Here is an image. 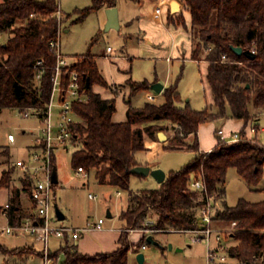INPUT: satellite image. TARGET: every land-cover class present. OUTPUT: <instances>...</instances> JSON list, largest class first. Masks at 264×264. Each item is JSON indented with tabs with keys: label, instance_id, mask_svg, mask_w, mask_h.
<instances>
[{
	"label": "trees",
	"instance_id": "16d2710c",
	"mask_svg": "<svg viewBox=\"0 0 264 264\" xmlns=\"http://www.w3.org/2000/svg\"><path fill=\"white\" fill-rule=\"evenodd\" d=\"M117 1L90 0L88 7L75 10L79 14L77 21L92 11L116 7ZM179 1L191 15L192 59L208 63L206 81L217 111L211 114L207 108L194 110L188 103L182 104L174 84L164 88L162 103L147 102L140 108L129 106L127 121L114 123V99L105 100L93 92L94 85L107 86L94 56L90 50L79 55V61L68 71L79 73L80 91L87 95V100L73 104L78 118L73 126L78 146L72 153L71 165L75 170L93 172L100 185L126 191L128 205L119 216L124 229L116 251L83 255L66 238L58 251L53 252L57 264L60 253L64 255L60 264H129L128 233L144 229L148 221L159 231L195 229L202 197L189 187V181L198 175L221 205L215 219L222 223L236 222L230 233L234 242L228 250L230 258L239 264H264V200L240 199L234 206L225 201V181L230 168L250 187L258 185L263 176L264 146L253 138L247 140L245 127L252 117L250 106L264 110V0ZM59 8L58 0L0 2V35L5 36L0 45V111L5 108L17 109L20 113L32 110L39 117L44 113L56 64L49 42L57 37L63 22L56 16ZM169 20L172 21L170 15ZM180 21L184 24L182 18ZM232 46L253 51L255 58L236 55ZM38 61L42 63L37 65ZM67 80L68 74L64 75V82ZM152 84L147 80L128 83L131 95L150 90ZM228 109L232 119L244 122L239 131L242 139L230 144L217 142L209 153L201 152L199 127L224 117ZM167 124L172 125L174 135L163 150H189L194 157L180 169L168 172L158 188L131 190L130 178L135 174L130 170L142 165L136 154L147 150L146 138L155 141L159 132L167 131ZM189 136L192 141L186 140ZM52 168L55 169L54 156ZM9 177V172L1 173L0 188L9 185ZM21 184L24 192L30 191L27 176L21 179ZM9 204L11 225L34 216L33 208L28 214L21 207L19 189H13ZM144 242L146 238L135 248L139 250ZM32 248H24L22 252L39 253ZM0 251L9 249L0 245Z\"/></svg>",
	"mask_w": 264,
	"mask_h": 264
},
{
	"label": "rangeland",
	"instance_id": "374dc122",
	"mask_svg": "<svg viewBox=\"0 0 264 264\" xmlns=\"http://www.w3.org/2000/svg\"><path fill=\"white\" fill-rule=\"evenodd\" d=\"M1 2V0H0ZM63 13L62 29L60 37V49L62 54L66 56L68 62L76 63L79 61V54H84L90 50L91 54H99L105 50L107 46L118 52L121 56V50H127L129 57H120L116 63H111L109 58L105 61L103 58L98 60L99 67L105 77H111L116 83L124 80L127 75L134 80H148L149 82L161 83L167 86L177 84V90L183 98V101L188 103L191 108L204 109L210 103V92L206 77L201 76L197 64L191 60L185 63L176 60L174 46L172 40L162 39L154 50L148 45L134 44L133 40H125L127 33L134 31V24L126 26L120 24L119 28H111L106 30L104 22V14L101 9L90 12L84 19L78 20L79 14L75 10H80L89 5L88 0H58ZM138 7L134 2L121 3V19L124 17L137 16ZM106 13V10H105ZM137 27V26H136ZM176 27V26H172ZM183 26L179 30L183 31ZM179 38L185 41L187 38L182 34ZM5 39V36H3ZM127 42V45L125 43ZM174 58L172 62L165 60L166 55ZM116 60V59H115ZM204 68H201V73ZM129 83V81H128ZM113 94L111 99L115 100L116 113L115 118H123L125 116L126 105L134 108H140L146 102L143 93L138 92L131 95V89L128 87H120L112 85ZM166 86V87H167ZM152 92V91H151ZM160 94L156 102L161 103L163 97ZM206 95V97H205ZM57 95L52 104L53 121L56 120L58 108ZM230 111L229 109L227 112ZM251 119L247 122L245 132L248 137L256 141H260L264 145V131H258L252 134L249 131V126L259 122L260 128L264 127V110L250 106ZM229 116V115H228ZM218 120L206 123L199 127L198 139L200 150L207 149L211 143L217 142L214 131L223 128L227 131H232L240 127L234 124V120ZM168 129L165 134L171 139L174 135V130L171 124H167ZM235 125V126H234ZM42 120L36 115H29L25 118L17 109L5 108L0 111V177L3 171L9 172V185L0 188V209L8 202L6 189L11 187L15 178H24L23 170L15 166L18 160L30 159V147L35 146L34 140L41 136ZM240 128V129H239ZM12 134L15 138L14 142H9L8 135ZM187 141H192V136H189ZM154 142H159L158 138ZM151 140L145 139L146 148L148 151H140L137 156L145 160L153 151L149 147ZM168 145V143L166 144ZM44 146V144H42ZM77 141L73 140L66 147H56L51 149V157L54 156L56 161V173L58 174L59 184L54 190V200L52 203L51 212H55L57 207L66 218L59 220L58 223L69 227H84L87 220H97L102 218L105 221L103 230L114 228L121 224L119 219L120 210L125 207L128 194L126 191L116 190L109 185H100L94 178V173L90 172L88 177H84L76 173V170L71 165L72 153L76 150ZM8 149V154H7ZM194 153L189 150H163V147L153 154L151 164L158 165L157 169H162L165 172L170 170H178L192 160ZM52 161V158H51ZM15 173V178L13 177ZM19 186V184H18ZM130 189L138 191L141 189H152L156 186L153 178H138L133 175L129 183ZM264 168L262 180L256 186H248L237 174L234 168L227 171L225 181V201L227 205L234 206L240 199L248 202H260L264 200ZM92 193L97 196V200L91 201L88 195ZM119 193V194H118ZM56 199V201H55ZM25 203L28 201L25 200ZM2 205V206H1ZM26 205V204H25ZM28 205V204H27ZM221 210L219 201H214V214L210 221V228L213 233L222 234V242L227 248L234 245L231 240L230 233L234 231L231 223H222L215 219L218 211ZM111 212L112 217H107V212ZM28 214L32 213L29 208L26 209ZM32 217V216H31ZM214 217V218H213ZM154 220L155 217H152ZM7 220L0 216V227L6 225ZM146 236H156L160 241L157 245H148L146 250L141 253L146 255V264H208L207 250L208 243L206 241L192 242L190 233L170 232L167 234L160 233L158 230L149 225H144V229L139 230ZM161 234V235H159ZM23 236H3L0 235V245L9 249V251H0V264H42L39 258L33 256H41V253H23V249H33ZM24 243V244H23ZM59 240L51 239L50 249L53 252L58 245ZM215 244L214 237L211 238V245ZM37 250H42L40 242L35 243ZM20 249L21 252H15ZM13 250V252H12ZM135 251V250H134ZM27 259L24 261L22 258ZM64 260V255H60L58 264ZM229 264H239L235 259L229 258Z\"/></svg>",
	"mask_w": 264,
	"mask_h": 264
},
{
	"label": "built area",
	"instance_id": "2783aa9c",
	"mask_svg": "<svg viewBox=\"0 0 264 264\" xmlns=\"http://www.w3.org/2000/svg\"><path fill=\"white\" fill-rule=\"evenodd\" d=\"M62 13L59 10L56 13L57 19L60 22ZM60 26L58 35L55 39L49 42V46L56 57V64L51 78L52 90L49 102L41 117L32 110H25L21 114L27 118L29 115H36L42 120L41 136L34 140L35 146L30 147V159L18 160L15 166L21 168L24 177H28L31 182L29 197L33 203L34 216L23 218L18 225L9 224L8 210L9 202L5 203L0 210V216L7 220L5 226L0 228V234L7 236H23L26 239H40L42 244L41 261L42 264H57L53 252L50 249L51 239H57L63 242L66 238L70 240H78L82 235L103 230L104 220L87 221L84 227H69L58 223V218L51 212L52 203L55 197L54 187L52 182V161L51 149L56 147H66L68 143L75 140L73 126L78 122L77 115L74 111L73 104L78 101H86L87 95L80 91V75L76 70L68 71V68L76 63L68 62V59L61 53L60 49ZM3 43L2 35H0V45ZM108 55H111L112 48L107 47ZM224 58V57H223ZM42 61L36 64L40 65ZM68 74L67 82H64V75ZM39 77V76H38ZM58 98V108L56 120L53 121L52 104L56 97ZM159 94L152 92L147 95L150 102H155ZM249 131L252 134L258 132L254 125L249 126ZM217 141L221 144H230L242 139L240 132H233L226 135L223 128L216 130ZM251 138L247 136V140ZM9 142H14L15 138L12 134L8 135ZM44 144V146H42ZM211 151V150H210ZM208 151L207 153H209ZM76 173L84 177H88V173L82 168H78ZM189 187L192 190L198 191L202 197V204L198 209L196 227L193 230H182L181 233L192 234V242L206 241L208 243L207 261L208 264H229V253L225 244L222 242V234L213 233L210 228V221L214 214V201L216 194H211L208 191L206 184L201 175L192 176L189 181ZM89 199L97 200L95 194L90 193ZM148 221L145 225H149ZM233 226L236 222H232ZM131 232L134 230H130ZM159 231V230H158ZM214 237L215 244L211 245V238ZM142 245V249H145Z\"/></svg>",
	"mask_w": 264,
	"mask_h": 264
},
{
	"label": "crops",
	"instance_id": "0c3cea01",
	"mask_svg": "<svg viewBox=\"0 0 264 264\" xmlns=\"http://www.w3.org/2000/svg\"><path fill=\"white\" fill-rule=\"evenodd\" d=\"M88 1L90 2V0H88ZM127 1L135 3V5L138 7V12H137L138 14H137V16L132 17V18L124 17L121 19V3L127 2ZM89 5H90V3H89ZM88 6H86V7H88ZM59 7H60V4H59ZM116 8L118 11L119 22L121 25L124 24L126 26H131L134 24V26H135V30L127 33V35L125 36L126 41L127 40H131V41L133 40L134 44L137 43L138 45H143V44L148 45L150 48H152L154 50L157 46L160 45L159 44L160 40L170 39V42L172 40V46H174V50H175V54H176V60H179L182 63H185V61H188V60L193 61L194 63L197 64V67L199 68V72H200L201 76L206 77L208 63L204 60L195 61L192 59L193 43H192V35H191V15H190L189 11L187 10L184 3L180 2L179 0H155V1H151V0H118ZM101 9L103 10L104 22L106 24L107 16H106L105 10L107 8H101ZM101 9H99V11ZM60 10H61V13L64 14L61 7H60ZM169 15L172 17V21L169 20ZM181 18L184 20V24L181 23V21H180ZM172 26H176V27H172ZM180 26H183V28H184L183 31L179 30ZM180 34L181 35L183 34L187 39L185 41H183V39L179 38V40H178L177 37ZM2 40H3V42L5 40V39H3V36H2ZM125 45H127V42L125 43ZM107 47L105 50H102L101 52H99V54L92 53V55L94 56V58L97 62V65H98V68L100 70L101 75L103 76V78L107 82V86L94 85L93 86V92L99 94L102 99L110 100L113 97V94L120 95V94H116L113 91V88H111V87H113L112 85H117L120 87H125V86L128 87L127 86L128 81L141 82V81H144L146 79L134 80L130 75L129 76L127 75V77H124V80L119 81L120 83H116L114 80H112L111 77H105V75L103 74L102 70L99 67V63H98L99 59L103 58V60L105 59V61H106L109 58L113 57L114 61H112L111 59H110V61H111V63H116L115 61L120 59V57L122 55H123L122 57H124V56L129 57L130 56L128 54L127 50H121V52H122L120 54L121 56H118V52L114 49H112L111 55H108ZM79 55H81V54H79ZM165 55H166L165 60L167 62H172L174 60V58L169 57V54H165ZM202 67L204 68L203 73H201ZM149 83L152 84V83H155V81L149 82ZM166 86H167V84L164 85V87H166ZM208 88H209V86H208ZM151 91H152L151 89L140 91V93L141 92L143 93V97L146 101L145 103L150 102L147 99V95L153 92V91L152 92ZM209 92H210L209 93L210 94V103L207 104L205 108L208 109L209 113L214 114V113H216L217 109L213 104V96H212L210 88H209ZM205 97H206V95H205ZM181 99H182V104H185L187 102V101L184 102L183 98H181ZM144 104H143V106H144ZM128 108H129V106L127 104L125 116L123 118H115V113H116V104H115V112L112 116V121L114 123L126 122L127 121V110H128ZM194 110H198V109H194ZM201 110H203V109H201ZM230 115H231V113H230V111H228V112H226L224 117L214 119L213 121L224 120V119H225V121H227V120H229L228 118L232 119ZM233 120H234V124H236L238 127H240L242 129V127L244 125L243 120H239V119H233ZM211 122L212 121L205 122L202 125H204L206 123H211ZM255 124H256L258 131H262V132L264 131V127L260 128L259 122H256ZM216 130L214 131L215 136H216ZM224 131H225L226 135H230L233 132H239L238 129L232 130V131H227L224 129ZM165 132H163V133L165 134ZM165 137H166L165 140L158 139L159 142L151 141L152 144H149V147H152L151 149H154V150L151 151L150 155L145 160L141 159L140 157L138 158V156H137V154L139 153L138 152L136 154L137 161L139 163H141L142 165L149 166L151 169H157L158 165L151 164L150 161L153 159V154L156 153L157 151H159L164 145H166L169 142L170 139L168 138V136L166 134H165ZM217 142L211 143V145L207 149H205V150L203 149L200 151L201 152H208V151L212 150V148H214L216 146ZM148 150H150V148H148L146 151H148ZM55 164H56V161H55ZM55 169H56V165H55ZM170 171H175V170H170ZM165 173L167 174L168 172H165ZM13 177L15 178V173H14ZM137 177L138 178H147V177H151V176H147V177L137 176ZM151 178H153V177H151ZM153 180H154L156 186L152 189L158 188L160 184L157 183L154 178H153ZM59 181L60 180H59L58 174H57V184L55 185L54 190L58 186ZM13 184H15V185H12L11 187H8V188H4V189H6L5 193L8 197V202H9V199L13 195V189H19L20 190L21 207L24 210H26L27 208L32 209L33 203L29 197V191L24 192L22 190L21 179L16 177L15 181H13ZM18 184H19V186H18ZM114 188L119 191V189H117L116 187H114ZM145 189H148V188H145ZM25 200L28 201V203H25ZM89 200H91V199H89ZM55 201H56V199H55ZM91 201H94V200H91ZM127 205H128V199H127L125 207L120 210V213L126 209ZM119 216H120V214H119ZM107 217L108 218L112 217L111 212H109V211L107 212ZM65 218H66V216L64 217V219ZM119 219H120V217H119ZM87 221H89V220H87ZM104 224H105V221H104ZM1 227H3V226H1ZM123 229L124 228H123L122 222H121V224L119 226H116L114 228H107V229H104L101 231L89 232V233L82 235L78 240H69V241L72 244H74L75 247L77 248L78 252L83 254V255H95V254H99V253H111V252L116 251L119 248V239L121 237ZM159 232L163 233V234H167L170 232H177V231H171L170 230V231H159ZM0 235H2V234H0ZM159 235H161V234H159ZM3 236H5V235H3ZM156 236H158V235L152 236L153 240H155L156 242L160 241ZM143 238H147V236L144 235L139 230H134L132 232L130 231L128 233V241L131 244V249L129 251V264H138V262L136 260L137 254L139 252H141L142 250H146V247H145V249L140 248L139 250H137V248H135V247H137L138 243H140L142 241ZM26 240H27V242L24 241V243H28L29 245L33 246L34 248H35V243H37V242L41 243V240L37 239V238L32 239V240L31 239H26ZM61 244L62 243L59 241L58 245L56 246V248L54 249L53 252L58 251V248ZM147 244L153 245V244H149L147 241L143 243V245H145V246H147ZM37 251L40 253L39 250H37ZM61 254L62 253L59 254L58 259H60ZM33 257L39 258L41 260L40 256H33ZM22 259L24 261L27 260L25 258V256ZM146 259H147L146 255H144V263L143 264H146ZM231 259H233V258H231Z\"/></svg>",
	"mask_w": 264,
	"mask_h": 264
},
{
	"label": "water",
	"instance_id": "95a60500",
	"mask_svg": "<svg viewBox=\"0 0 264 264\" xmlns=\"http://www.w3.org/2000/svg\"><path fill=\"white\" fill-rule=\"evenodd\" d=\"M106 16H107V22H106V30H109L111 28H119V17H118V11L116 7H112V8H107L106 9ZM232 51L236 54V55H244L246 56L248 59H254L255 58V53L253 51L250 50H245L243 51V49L241 47H231ZM164 85L161 83H153L150 86V89L155 92L156 94H162L163 90H164ZM165 134L163 132H159L158 133V139H162L165 140ZM131 174H135V175H140L142 177H147V176H151L155 179V181L159 184H161L166 177V173L165 171H163L162 169H151L149 166H145V165H139L134 167L133 169L130 170ZM52 182L57 184V174H56V169L53 170L52 172ZM55 214L58 218V220H63L64 219V214L56 207L55 208ZM109 216V215H108ZM146 241L149 244H153V245H157V242L155 240H153L152 236H147ZM136 260L138 262V264H143L144 263V254L139 252L137 254Z\"/></svg>",
	"mask_w": 264,
	"mask_h": 264
}]
</instances>
